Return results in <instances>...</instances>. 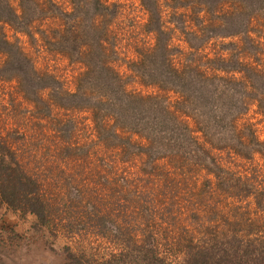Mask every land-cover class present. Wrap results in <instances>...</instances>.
Masks as SVG:
<instances>
[{"label": "trees", "instance_id": "trees-1", "mask_svg": "<svg viewBox=\"0 0 264 264\" xmlns=\"http://www.w3.org/2000/svg\"><path fill=\"white\" fill-rule=\"evenodd\" d=\"M172 1L240 15L244 38L175 53L160 0H0V90L51 126L0 123V202L65 264H264V3Z\"/></svg>", "mask_w": 264, "mask_h": 264}, {"label": "rangeland", "instance_id": "rangeland-1", "mask_svg": "<svg viewBox=\"0 0 264 264\" xmlns=\"http://www.w3.org/2000/svg\"><path fill=\"white\" fill-rule=\"evenodd\" d=\"M119 1H124L129 5H137V0ZM160 1L163 2L159 9L160 15L165 20L164 26L169 27L171 45L175 46V50L172 49V51L175 53L178 50L186 51L188 49L187 42L188 44H195L200 40L214 41L217 48L219 46L220 49H227L228 41H242L244 38V34L241 33L242 21L238 14L230 15L225 10H215L214 5H206L204 8L198 5H180L174 8L172 7L174 1ZM261 1L264 3V0ZM138 17L139 19L142 17L143 20L145 16L139 15ZM201 21H206L207 24H201ZM252 26L249 35L253 38L263 36L260 41H264L263 10L259 12L258 19ZM194 30L196 33H193ZM199 32L200 34H198ZM196 34L199 35L200 39ZM246 49L249 52V49ZM137 88L142 92L154 89L147 86H138ZM12 89L4 87L3 90H0V95L6 98V90H10L16 108L21 107L20 112L26 120L19 119L16 123L13 116L8 115L7 117L6 114H2L0 123L4 126L3 129L19 128L26 137L31 136L30 134H33V132H37L38 129L47 132L51 126L48 128L49 124L44 125L36 119L37 112L34 111L33 114L32 110H27V102ZM164 95L165 97H171L169 92L164 91ZM5 104L10 106L9 103ZM254 109V106H250L249 111L245 113L243 118L251 121L256 127L258 138H263L260 130L261 124L257 123L260 116L254 113ZM244 161L251 163L252 166L260 170L261 158L259 155L255 154L253 160L243 159ZM35 224L32 215L21 214L0 202V264H65L63 256L57 251L60 242H56L54 245L51 244V237L48 232Z\"/></svg>", "mask_w": 264, "mask_h": 264}]
</instances>
